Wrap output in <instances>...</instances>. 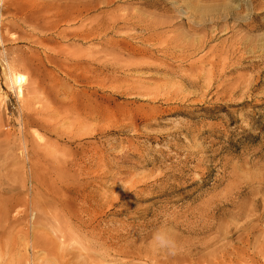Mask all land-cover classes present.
<instances>
[{
    "label": "rangeland",
    "instance_id": "1",
    "mask_svg": "<svg viewBox=\"0 0 264 264\" xmlns=\"http://www.w3.org/2000/svg\"><path fill=\"white\" fill-rule=\"evenodd\" d=\"M54 226L76 264H264V0H0V264Z\"/></svg>",
    "mask_w": 264,
    "mask_h": 264
},
{
    "label": "bare ground",
    "instance_id": "2",
    "mask_svg": "<svg viewBox=\"0 0 264 264\" xmlns=\"http://www.w3.org/2000/svg\"><path fill=\"white\" fill-rule=\"evenodd\" d=\"M158 37L162 38L161 35H159ZM23 79H24L23 75H16L15 83H18L20 85ZM48 235L50 237H48L47 235L45 237L35 236L33 239L28 238L26 241L27 249L30 248H32L33 250L43 249L44 252L47 253L46 257L44 258V261L40 258L39 260L35 259L36 256L34 255V257L32 258L33 259L32 262L30 255L26 254L23 264H50L47 262L51 259V257L56 258L55 260L56 264H76V262L74 261V257L76 256L73 255L69 247L71 245V241H75V242L78 241L80 243L81 241H79L74 236V232L66 229H61L59 226H54L53 228H51V233H49ZM3 237L4 236H2V240ZM82 246L78 247V250L80 251L78 254L80 256L81 255L84 256L82 258V261H79L77 264H90L92 258L89 252H91L92 246L91 245L84 247ZM8 247H9V243L7 242L5 245H3V247L0 248V255L5 256L8 254L9 257H14L16 252L14 250L8 251V249H6ZM263 252H264V243L260 245L259 253L262 254ZM157 257L159 258L158 255L154 257L152 261L153 264L158 262Z\"/></svg>",
    "mask_w": 264,
    "mask_h": 264
},
{
    "label": "clouds",
    "instance_id": "3",
    "mask_svg": "<svg viewBox=\"0 0 264 264\" xmlns=\"http://www.w3.org/2000/svg\"><path fill=\"white\" fill-rule=\"evenodd\" d=\"M152 240L158 249L164 250L170 256H175L182 250L181 246L175 240L170 230L166 228L155 232L153 234Z\"/></svg>",
    "mask_w": 264,
    "mask_h": 264
}]
</instances>
